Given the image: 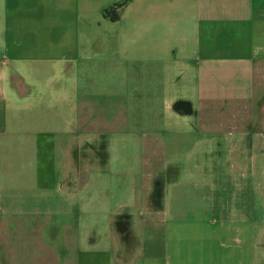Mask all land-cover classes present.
<instances>
[{"label": "crops", "instance_id": "1", "mask_svg": "<svg viewBox=\"0 0 264 264\" xmlns=\"http://www.w3.org/2000/svg\"><path fill=\"white\" fill-rule=\"evenodd\" d=\"M256 111L264 0H0V264H264Z\"/></svg>", "mask_w": 264, "mask_h": 264}, {"label": "rangeland", "instance_id": "2", "mask_svg": "<svg viewBox=\"0 0 264 264\" xmlns=\"http://www.w3.org/2000/svg\"><path fill=\"white\" fill-rule=\"evenodd\" d=\"M229 112V111H228ZM228 112H224L223 119H229L230 114ZM255 117L261 118V125L256 128V134H263L264 135V112H257L254 113ZM227 143H223L221 146H223V149H225V145ZM213 144L207 143L206 146L210 147ZM254 146V172H253V178H250L249 183L250 185H253L255 188V209H256V215L260 216L262 212V208L260 205L261 198L264 197V142L256 140V142L253 144ZM240 148H242V144L240 145ZM206 164H209L210 162H218L223 163V165L227 168L229 165L225 163L224 159H218V160H204ZM242 160L239 159V167H242ZM161 163H163V166L165 165V160H162ZM194 163H190V167H193ZM157 165V164H155ZM228 165V166H227ZM158 169V168H157ZM188 178V177H187ZM258 210V212H257Z\"/></svg>", "mask_w": 264, "mask_h": 264}, {"label": "trees", "instance_id": "3", "mask_svg": "<svg viewBox=\"0 0 264 264\" xmlns=\"http://www.w3.org/2000/svg\"><path fill=\"white\" fill-rule=\"evenodd\" d=\"M123 6H124V3L122 2V3L115 4L112 7L104 10V12H103L104 18H106L112 22L118 21L119 14H120V11L123 8Z\"/></svg>", "mask_w": 264, "mask_h": 264}]
</instances>
